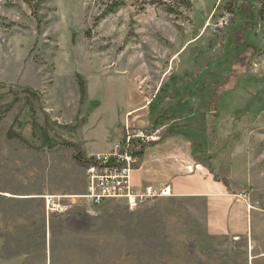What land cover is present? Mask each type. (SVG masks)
<instances>
[{"label":"rangeland","instance_id":"1","mask_svg":"<svg viewBox=\"0 0 264 264\" xmlns=\"http://www.w3.org/2000/svg\"><path fill=\"white\" fill-rule=\"evenodd\" d=\"M107 1L0 0V226L43 227L45 196H60L71 207L48 213L50 225L84 259L264 264V52L253 56L264 45V22L257 1L241 0L253 12L238 9L234 22L227 0H191L179 15L131 0L100 18ZM126 134L134 152H146L143 165L152 164L156 146L180 140L228 187L237 218L251 216L250 235L210 226L223 210L209 212L206 198L158 194L133 208L123 199L92 205L82 198L85 164L65 142L85 155L112 152Z\"/></svg>","mask_w":264,"mask_h":264},{"label":"crops","instance_id":"2","mask_svg":"<svg viewBox=\"0 0 264 264\" xmlns=\"http://www.w3.org/2000/svg\"><path fill=\"white\" fill-rule=\"evenodd\" d=\"M180 143L182 142L176 137H171L170 149L156 146L159 150L152 155L151 165H143L146 155L144 152L140 165L132 172L134 187L138 191L151 187L156 193L169 187L168 195L172 197L206 198L210 206L209 212L213 211L215 214L220 209L223 210L222 220L218 222L220 215L216 216V221L210 223V226L212 224L218 232L232 231L237 236H247L250 233L251 216H245L243 223V218H237V213L232 211L234 200L228 199L233 195L228 187L204 163L197 162L185 153V148L180 147ZM86 153L90 155L110 151ZM225 201L230 203L227 208L222 209L219 204ZM51 219L46 211V215H43V227H34L31 221H12L9 227L1 225L0 264H99L98 261L82 258L81 249L78 254L76 250H68L67 242L61 238L65 234L51 227Z\"/></svg>","mask_w":264,"mask_h":264},{"label":"built area","instance_id":"3","mask_svg":"<svg viewBox=\"0 0 264 264\" xmlns=\"http://www.w3.org/2000/svg\"><path fill=\"white\" fill-rule=\"evenodd\" d=\"M133 137L124 135L110 153L87 155L85 162L86 193L82 198L92 205H99L110 199H123L133 208L153 195H168L169 187L156 193L151 187L138 191L132 183V172L139 156L133 151ZM47 212L65 213L71 207L61 201L60 196L46 195Z\"/></svg>","mask_w":264,"mask_h":264},{"label":"trees","instance_id":"4","mask_svg":"<svg viewBox=\"0 0 264 264\" xmlns=\"http://www.w3.org/2000/svg\"><path fill=\"white\" fill-rule=\"evenodd\" d=\"M29 3H32L33 0H25ZM131 0H108L106 2V6L103 10V12L100 15V18H103L109 14L117 12L119 9L127 5V3ZM142 3L143 6L145 5H159L163 6L165 10L170 14H176L179 15L182 12L183 7H191V0H135ZM241 0H227L224 3L225 10L232 16V22H234L236 12L238 9H241L246 15H249L253 12V7L250 3L242 2L239 5V2ZM257 1V11L256 15L257 18L264 22V0H256ZM37 3H33L34 7H37ZM245 26H250V23L247 22ZM264 52V45L261 51L257 53H253V56H258L260 53ZM78 84L80 89V95L81 98H85L86 95V85L83 79L78 78ZM3 117V114L0 113V120ZM68 146H71L75 149V158L81 162L84 163L87 161V155H85L82 151V149L79 147L78 144L74 142H65ZM137 155H143L144 151L143 149H140V151L135 152Z\"/></svg>","mask_w":264,"mask_h":264}]
</instances>
